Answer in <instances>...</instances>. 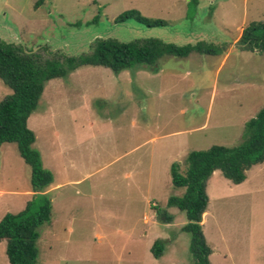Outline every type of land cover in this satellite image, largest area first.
<instances>
[{
    "label": "rangeland",
    "instance_id": "1",
    "mask_svg": "<svg viewBox=\"0 0 264 264\" xmlns=\"http://www.w3.org/2000/svg\"><path fill=\"white\" fill-rule=\"evenodd\" d=\"M128 10L167 25L115 23ZM252 21H264V0H199L195 10L188 0H0V40L43 58L82 54L97 38L225 45L219 55L164 57L156 71L83 66L45 82L27 120L53 176L39 264L192 263L185 214L167 205L185 192L173 187L170 166L182 171L192 151L238 146L264 107V54L236 44ZM10 93L0 80V100ZM248 171L241 184L219 171L206 183L201 222L211 264H264V161ZM30 174L16 145H2L0 220L31 200ZM0 264H9L5 240Z\"/></svg>",
    "mask_w": 264,
    "mask_h": 264
},
{
    "label": "trees",
    "instance_id": "2",
    "mask_svg": "<svg viewBox=\"0 0 264 264\" xmlns=\"http://www.w3.org/2000/svg\"><path fill=\"white\" fill-rule=\"evenodd\" d=\"M43 1L39 0V3ZM198 4L199 0H188L189 9L195 10ZM130 19L149 28L167 25L166 21L146 18L136 10L122 12L115 23ZM236 44L245 50L264 54V21H252L246 25ZM193 52L219 55L225 52V45L205 41L175 45L155 38L129 42L97 38L82 54L67 56L56 51L43 58L39 53L24 51L21 46L0 40V80L11 91L0 100V148L6 143L16 145L19 155L30 168L33 193L22 211L6 213L0 220V241L6 242L5 254L9 264H39V229L51 222L52 203L47 190L53 183V176L43 168L40 154L33 148L35 134L27 127V120L38 106L45 82L64 77L83 66H101L114 73L138 68L156 71L160 59L167 56L184 58ZM244 133V140L236 147L215 145L204 151H192L187 155L186 167L182 171L178 163L170 166L173 187L184 188L185 192L181 196H171L167 205L185 214L186 224L181 232L190 235L191 264H211V249L202 232L208 204V179L219 171L231 183L241 184L247 178V171L264 161V107L245 123ZM157 215L162 217L164 214L159 212ZM164 219H167L164 223L170 222L171 217ZM151 251L156 259L162 255L159 240L154 242Z\"/></svg>",
    "mask_w": 264,
    "mask_h": 264
},
{
    "label": "crops",
    "instance_id": "3",
    "mask_svg": "<svg viewBox=\"0 0 264 264\" xmlns=\"http://www.w3.org/2000/svg\"><path fill=\"white\" fill-rule=\"evenodd\" d=\"M242 30V29H241ZM237 42V41H236ZM253 53H256V52H253ZM225 56H227V54H225ZM247 173H249V171H247ZM246 173V175L248 176V174ZM49 191V190H48ZM47 191V192H48ZM0 193H3L2 191H0ZM26 195L25 196H30V195H32L33 193L31 192V190H28L26 193H25ZM29 201V200H28ZM5 245H6V242H5Z\"/></svg>",
    "mask_w": 264,
    "mask_h": 264
}]
</instances>
